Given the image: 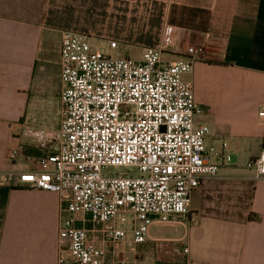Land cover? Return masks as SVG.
Returning <instances> with one entry per match:
<instances>
[{
    "label": "crops",
    "instance_id": "0c3cea01",
    "mask_svg": "<svg viewBox=\"0 0 264 264\" xmlns=\"http://www.w3.org/2000/svg\"><path fill=\"white\" fill-rule=\"evenodd\" d=\"M166 27L175 31L164 62L204 47L183 77L196 123L210 128L206 147L230 160L192 192L187 217L156 222L146 243L119 251L127 264H264V177L248 166L264 141V0H0V171L21 144L16 169L40 155L25 129L59 127L63 31L87 34L96 49L117 40L144 52ZM62 206L57 192L0 183V264H59Z\"/></svg>",
    "mask_w": 264,
    "mask_h": 264
},
{
    "label": "built area",
    "instance_id": "2783aa9c",
    "mask_svg": "<svg viewBox=\"0 0 264 264\" xmlns=\"http://www.w3.org/2000/svg\"><path fill=\"white\" fill-rule=\"evenodd\" d=\"M174 31L166 27L163 42L145 48L141 59L115 56L117 40L102 50L87 34L62 32L59 127L25 129L40 155H28L27 168L16 169L21 144L8 153L13 166L0 171L1 184L62 196L59 264H127L120 247L146 243L156 222L187 217L192 192L219 174V160H230L206 147L210 128L196 123L201 109L183 77L204 47L162 59ZM248 166L264 177V141ZM107 167L119 172L106 175Z\"/></svg>",
    "mask_w": 264,
    "mask_h": 264
},
{
    "label": "rangeland",
    "instance_id": "374dc122",
    "mask_svg": "<svg viewBox=\"0 0 264 264\" xmlns=\"http://www.w3.org/2000/svg\"><path fill=\"white\" fill-rule=\"evenodd\" d=\"M100 49L106 50L105 47H101ZM140 53L142 54L143 51H140V50H137V49H133V50L131 49L130 51L126 52L125 50L120 48L116 52H114V55L117 56V57L131 56V57H134V58H140L141 57ZM61 111H62V108H61ZM60 116H61V113H60ZM27 149H29V147H27ZM129 170L131 171V173H133L135 175L139 174V171L135 167H130ZM251 171L254 172L253 170H251ZM118 172H119V169H116L114 167H107V168L104 169V173L106 175H113V174L118 173ZM144 246L146 247V245H144Z\"/></svg>",
    "mask_w": 264,
    "mask_h": 264
}]
</instances>
